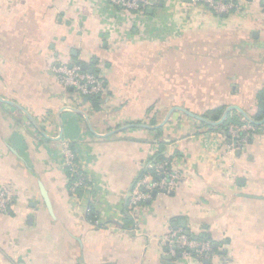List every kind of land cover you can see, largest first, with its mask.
I'll return each instance as SVG.
<instances>
[{
	"label": "crops",
	"instance_id": "1",
	"mask_svg": "<svg viewBox=\"0 0 264 264\" xmlns=\"http://www.w3.org/2000/svg\"><path fill=\"white\" fill-rule=\"evenodd\" d=\"M236 3L222 18L194 0H149L146 11L108 0H0V96L41 129L0 102V192L12 198L0 213V264H264V133L254 128L229 153L224 132L181 112L161 132L133 126L158 125L174 107L257 114L264 0ZM77 60L105 80L98 104L57 81L53 68ZM64 142L88 192L68 175ZM160 152L180 172L178 188L131 209L135 183ZM170 229L211 238L215 256L172 255Z\"/></svg>",
	"mask_w": 264,
	"mask_h": 264
},
{
	"label": "built area",
	"instance_id": "2",
	"mask_svg": "<svg viewBox=\"0 0 264 264\" xmlns=\"http://www.w3.org/2000/svg\"><path fill=\"white\" fill-rule=\"evenodd\" d=\"M113 6L121 10L146 11L149 0H108ZM199 5L209 9L217 16H230L236 10L237 3L234 0H194ZM58 83L64 89H70L82 97H101L105 94V80L98 74L83 69L78 63L60 62L53 68ZM254 126L232 125L228 131L227 139L222 146L225 151L232 153L246 147L249 139L253 137ZM65 165L73 174L78 176L75 183L81 187L85 179L83 165L78 160L75 149L71 144L62 143ZM153 161V160H152ZM149 162L140 178L135 183L130 193V208L137 209L151 199L153 193L172 194L179 185L181 174L173 170L172 161L168 158L160 163ZM12 206V198L4 192H0V213L6 214ZM91 222L95 226H101L102 222L97 215ZM165 243L172 255L182 258H193L200 263L211 260L215 256V245L211 239L188 235L184 231L171 230L166 236Z\"/></svg>",
	"mask_w": 264,
	"mask_h": 264
},
{
	"label": "water",
	"instance_id": "3",
	"mask_svg": "<svg viewBox=\"0 0 264 264\" xmlns=\"http://www.w3.org/2000/svg\"><path fill=\"white\" fill-rule=\"evenodd\" d=\"M83 69L88 71L87 65H83ZM89 72H92V71H89ZM0 102L7 103V104L19 109L21 112H23L36 125V127L38 129H40L39 125L35 122L34 118L31 117L27 113V111L24 110L21 106H19L18 104L14 103L12 101L6 100L2 96H0ZM177 112H181L184 115L199 121L200 123H204V124L212 126V127H219V126L223 125L226 122L228 116L231 113H233V112L239 113L248 124H250V125H252L254 127H259V126H263L264 125V118L262 120H256L253 116L249 115L246 111H244L240 107H238V106H229L223 111L220 119L217 120V121H213V120H211L209 118H206L204 116L197 115V114L192 113L189 110H187L185 108H182V107H174V108H172V109H170L168 111V113L165 116V118L163 119V121L161 123H159L158 125L150 126V125L139 124V125H133V126L137 127V128H145V129H148V130L161 129L165 125H167V123L169 122V120L172 117V115L174 113H177ZM42 133L46 136V134L44 132H42ZM42 194H43V198L45 199V201L47 203L48 208L51 210L50 200H49L48 195H47V193H46V191L44 189H42ZM155 194L156 193H153V195H155ZM186 233L190 234V232H186Z\"/></svg>",
	"mask_w": 264,
	"mask_h": 264
},
{
	"label": "trees",
	"instance_id": "4",
	"mask_svg": "<svg viewBox=\"0 0 264 264\" xmlns=\"http://www.w3.org/2000/svg\"><path fill=\"white\" fill-rule=\"evenodd\" d=\"M235 2H236V0H234ZM223 17H227V16H223ZM76 63H78V64H81V66H83V64H82V62H80V61H75ZM97 73V72H96ZM90 100H91V102H93L94 104H98L99 102V100H100V97H91L90 98ZM258 106H259V110H258V112H257V114L256 115H254L253 117L256 119V120H262L263 118H264V91H262L261 93H259V95H258ZM222 113H223V109L222 108H219V109H215V110H212V111H210L206 116H204V117H206V118H209V119H211V120H213V121H217V120H219L220 119V117H221V115H222ZM241 116L240 115H238V113L237 112H233V114L231 115H229L228 116V118H227V120H226V122L223 124V125H221V126H219V127H212V126H209V125H206V124H204V123H202L203 125H206V126H208L209 128H211V129H213V130H217V131H222V132H224L226 135H228V131H229V128H230V126H232V125H235V126H242L243 125V123L241 122ZM255 128V131H254V133L256 134V135H262L263 133H264V125L263 126H259V127H254ZM157 131L158 132H161V129H157ZM251 140H252V137L249 139V142H251ZM72 146V148L74 149V145H71ZM168 158L166 157V155H164L163 153H159V154H157L156 156H155V158L153 159V161L152 162H154V163H160V162H163V161H166ZM66 169H67V172H68V175H69V177H71V180L73 181V182H75L76 180H78V176L77 175H75V174H73L72 173V171L68 168V167H66ZM83 182H84V184L81 186V187H79L78 189H77V191H78V193H82V192H88V188H87V186H88V184H86V181H85V179L83 180ZM89 216H90V220H92V219H94V217H95V215H97V211L94 209V208H92L91 207V209H89ZM202 238H207V239H211V238H209V237H202ZM212 240V239H211ZM213 241V240H212ZM213 243L215 244V242L213 241ZM216 245V244H215ZM216 250H214V252H215Z\"/></svg>",
	"mask_w": 264,
	"mask_h": 264
},
{
	"label": "rangeland",
	"instance_id": "5",
	"mask_svg": "<svg viewBox=\"0 0 264 264\" xmlns=\"http://www.w3.org/2000/svg\"><path fill=\"white\" fill-rule=\"evenodd\" d=\"M204 7V6H203ZM210 11V10H209ZM211 12V11H210ZM213 15H215L213 12H211ZM216 17H222V16H217L215 15ZM228 17V16H227ZM222 18H225V17H222Z\"/></svg>",
	"mask_w": 264,
	"mask_h": 264
}]
</instances>
